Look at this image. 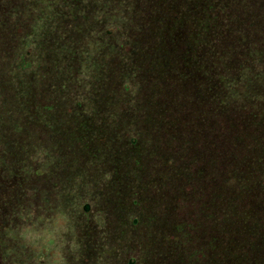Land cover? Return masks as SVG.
Returning <instances> with one entry per match:
<instances>
[{"label":"rangeland","instance_id":"1","mask_svg":"<svg viewBox=\"0 0 264 264\" xmlns=\"http://www.w3.org/2000/svg\"><path fill=\"white\" fill-rule=\"evenodd\" d=\"M141 1L130 5L129 0H30L27 9L22 6V0H0L2 4L8 3L13 27L10 30L0 27L3 32L0 35V154L9 150L20 165L16 177H12L14 166L3 165L0 160V176L7 180L15 178L16 182L24 179L26 192L34 187L36 190L30 191L29 200L40 203L46 214L56 204L54 214L58 216L53 226L40 224V219L31 221L37 212L29 216L34 211L25 212L27 215L22 210L15 213L0 203V216L8 211L10 214L6 219L0 217V231L5 226L13 230L11 234L7 231L0 235V264H40L46 252H55L50 259L57 260L56 264H217L214 229V244L207 242L214 221L207 217L208 207L203 197L207 192L199 180L206 166L214 167L212 151L216 146L218 113H215V99L204 100V90L208 92L211 85L206 80L199 82L194 76L197 67L190 61L192 53L186 52L187 39L197 35L185 15L191 0ZM197 1L201 0H196V4ZM135 11L139 19L130 16ZM138 20L143 29L131 23ZM176 20L183 25L173 31ZM77 24L84 27L83 34L77 33ZM60 26L67 36L58 31ZM111 31L117 37L115 41L106 35ZM18 33L24 34V44ZM244 33L239 34L240 49L245 45L242 36L255 38L252 33ZM109 42L111 50L120 47L122 51L101 50ZM168 53L173 69L166 74L165 66L158 65V71H153L151 62L156 64ZM248 55H252L247 58L250 64L258 66L264 74V50L262 59L259 53L248 52ZM22 58L26 70L19 68ZM100 72L110 75L106 87V82L96 80L95 75ZM261 75H250L251 83L247 82L245 88L237 84V88L245 92L241 96V111L246 115L250 134L259 132L264 141V75ZM126 83L128 87H124ZM111 89L115 95L105 96L110 114L116 116L119 110H124L135 118L134 109L142 103L144 109L158 113L160 128L143 130L137 121L132 123L131 116L121 127L117 123L111 126L109 120L102 121L105 115L95 117L91 108L101 110L102 100L97 98L104 90L106 93ZM78 103L83 110L78 108ZM171 115L178 126H170ZM162 128L165 131H159ZM153 131L159 133L155 135ZM131 138L133 150L126 146ZM42 140L47 154L59 158L62 153L60 158L66 159L67 164L59 163L57 170L46 164L48 158L41 147ZM110 144L112 149L108 147ZM98 147L103 154L101 161L94 158ZM106 148L112 150L110 155L105 154ZM122 150L126 151L121 160L117 154ZM74 159L88 161L74 167ZM65 167L69 174L75 168L81 167V171L86 168L83 183L78 179L80 186L73 187L70 179L66 180ZM59 176L64 179L60 180ZM63 181L65 191L74 195L71 200L76 199L60 207L64 202L60 200L58 187ZM13 188L9 184L8 189ZM196 189L197 196L193 199L191 192ZM44 192L51 199L50 205L44 202ZM261 192L259 197L263 200L264 191ZM254 194L255 190L248 200L252 215L257 214L259 205L258 191ZM23 196L25 205L24 191ZM104 204L114 208L110 211L114 215L122 210L128 212L118 223L115 219L119 218L108 219L105 233L98 228L105 218L101 221L93 215L104 210ZM61 211L71 214L60 215ZM243 222V217L239 223L234 219L237 228L244 227ZM244 230L239 229L242 238L247 234ZM51 244L55 246L48 251ZM250 244L246 245L251 256L247 264H256L259 258L264 264V230ZM13 247L15 250H9ZM57 253H61L60 258L55 257Z\"/></svg>","mask_w":264,"mask_h":264},{"label":"trees","instance_id":"2","mask_svg":"<svg viewBox=\"0 0 264 264\" xmlns=\"http://www.w3.org/2000/svg\"><path fill=\"white\" fill-rule=\"evenodd\" d=\"M129 1L131 3L130 5H134V2H142L141 0ZM28 2H30V0H22V6H27L28 9ZM0 4V27L2 26L5 30H10L11 28L13 29L12 20L8 11V3ZM131 7L132 6H130V8ZM124 12H126V10H124ZM16 13L20 14L18 10L16 11ZM18 14L14 15L17 16ZM185 15L186 19H188V21L192 24L191 30L197 33L195 37L190 36L187 39L186 44V52L192 53L193 55V57H191L192 59L190 58V61L197 67V74H194V76H197L199 82L206 80V84L211 85L208 88V92L207 89L204 90L203 96L206 102L210 101V98L216 100L215 113H218V123L215 131L217 137H215L214 141V145H216V148L213 147L212 151V154L214 156L213 160L215 161L214 167L212 168L210 166H206V168H204V173L201 174V180H199L200 183L204 184L205 191L207 192L206 195L203 196L205 205L208 207L207 217L208 219L212 218V220L214 221L213 228H211L210 236L207 242L209 241L208 244L212 242L214 244V229L216 233V252L214 255L216 263L247 264V261H250L249 257L251 256L248 253V248L246 245L248 244L251 246L250 242L255 243V241H257L261 237V234H263L264 230V199L262 200L261 197H259V194L262 193L261 191H264V141L259 132H257L256 135H252L249 132L250 126L247 123L246 119H244L246 115H244V111H241V96L245 95V92L243 91V89L237 88V84H241V87L245 88L247 82L251 83V80L248 78L250 75H264L263 70L258 68V66L256 65L252 66L247 59L248 57L252 58V55H248V52H254L255 54L259 53V57L260 59H262L261 55L264 50V0H201L199 2L197 1V4L196 0H191L190 5L185 11ZM130 16H135V18H138L139 13L137 15L135 11ZM86 23L88 24L89 22L86 21ZM131 23L138 24L139 27L143 29L141 23H139V20ZM182 25L183 22L176 20L172 24V30L175 31ZM77 26L79 28L77 33L83 34L84 27L80 26L79 24H77ZM94 27H96L95 24ZM187 27H189V25H187L186 28ZM1 31L2 30L0 28V35L3 34V32ZM58 31L64 34V36H67L66 31L61 26ZM241 32H245L244 34L252 33L251 36H254L255 38L250 39L247 36H242L244 37L243 39L245 45L240 49L239 45L241 43V40L239 34ZM23 35V33L17 34L22 44H24ZM106 35L110 38L109 40L115 41L117 38L114 37V31L108 32L106 33ZM0 38L2 37L0 36ZM169 41L171 42V40ZM109 44L110 42L108 43L107 48L103 47L101 48V50H104L107 53L122 51V48L120 47L116 50H111V46H109ZM10 47L11 46L7 44V49H10ZM61 50L66 49L62 48ZM9 52L13 51L10 50ZM27 56L29 57L30 55L27 54ZM188 60L189 58H187V61ZM25 62V59H23L22 66L21 64L19 66L21 70H26ZM158 65L163 67L165 66L163 68V71L166 69V74L169 73L170 69H173V67H171L169 53L167 55H164L162 59L159 60V62H157L156 64L151 62L153 71H158V69L160 68ZM116 70L117 68H115V75L118 76ZM104 71L105 70L101 72ZM101 72L95 75L97 76L96 80H102V83L110 81V75H104ZM87 74L91 75L89 71H87ZM166 74L163 72V76L165 78H167ZM187 75L188 74L183 73V76L187 77ZM127 85L128 83H126V86L124 87H128ZM106 86L107 82L105 84V87ZM106 89H109V87L105 88V90ZM113 90L114 89H111V91L101 93L100 98H97L98 95L96 96V98L102 100V102L101 110H94L91 108V110L96 114L95 117H97L98 115H105V118H103L102 121L107 122L109 120L111 122V126L114 125L113 123H117V125L121 127L122 123H124L128 119V117L131 116L132 123L133 120L134 122L137 121L138 125L143 130H154L156 129V127L160 128L161 125L159 124L160 118H158V113H156L155 110L153 113L149 112L150 109H144L142 103H140L139 106L134 109V115H136L135 118L134 116H132L133 113L129 115L130 112L128 114L127 112H123L124 110H119L116 116L110 114L109 111H107L108 107H106L107 100H105V96H110L109 93L115 95ZM209 90H212V94ZM102 95L104 97H102ZM156 105L160 106L161 102L156 103ZM77 106L81 109L80 103H78ZM48 109L46 108V110ZM81 110H79V114ZM233 114H235L234 119H232ZM108 116L110 118H108ZM111 119H113V121H111ZM176 121L177 120H175L174 115L169 116L170 126H178ZM84 124H87V122ZM80 125L82 126L83 124ZM161 130L165 131L163 128L159 131ZM159 131H153V134L156 135L159 133ZM100 133L103 134L104 132ZM78 134L80 133L78 132ZM119 134L120 133H118V135ZM81 135L83 134L81 133ZM171 136L174 139L176 138L175 134ZM84 137L85 136H83L81 140H83ZM42 141L43 142L41 144V147L46 150V158H48L46 164L55 168V170L59 168V163H61L62 165L67 164L66 159L60 158V155L62 153L58 155L59 158H55V154H47L49 151L47 150V146L43 144L45 143V140ZM133 141L132 138L130 142H128L127 140L126 146L128 144L131 147L130 150H133ZM109 143L110 142H108V144ZM44 146L46 147V149L44 148ZM108 147H110L109 149H112L111 144ZM109 149L106 148L107 151L104 150L105 154L110 155V151L112 150ZM125 151L126 150H122L120 154L116 153L118 155V158L122 160V158L125 157ZM97 157L100 161L103 159L102 150H100L99 147L96 149V156L94 158L97 159ZM0 160L2 161L3 165L4 163H7L11 166H14V175L11 174V176L16 177L18 172L17 166L20 168V165L12 156V153L9 152V150L4 151L2 154H0ZM62 160L64 162H62ZM87 161L88 160L79 162L74 159L72 165L74 167H78V165H83V163H86ZM256 162H259L261 164ZM84 169L86 170V168ZM91 169L93 170V167H91ZM64 171L68 175L66 180L70 179L73 187L80 186V182H78V179L80 178L81 183H83V178L85 177H83L84 171H81V167L75 168V170H73L71 174H69L68 168L66 167L64 168ZM54 174L55 172H53V174L51 173L50 175L53 176ZM63 175L66 174H62V176ZM62 176H59L60 180H62ZM3 177L0 176V203L3 207L13 209L15 210L13 211L15 213L17 210H22L21 212H24L25 215H27L31 211H34L29 213L28 216L37 212L35 215L31 216V221L35 222V218H37L38 220H42L40 224L45 223L46 225L53 226L56 219L58 218V216L54 214V211L57 209L56 204H54L52 210L49 212L47 211L46 214L44 212V207L40 203L35 204L29 200L32 198V193H30V191H33L35 189L34 186V189L31 188L29 189V192H26L24 187L26 182L24 179H20V181L16 182L15 178L7 180L5 177ZM251 177H253L254 181L253 179L250 181ZM9 184L14 185L12 191L8 189ZM59 184L60 186L58 187V189L60 193H58V195L60 197V200L63 199L64 202L60 205L61 207L68 205L66 202L71 200V195L73 194L72 192L69 193L65 191V181ZM28 187L32 186L28 185ZM78 189L79 187L76 188V190ZM254 190V195H256L258 191L257 197L259 199V205L256 206V215H252L251 207H248L249 196ZM23 191L25 194V205ZM196 192L197 189L191 192L193 199H195L197 196ZM44 194V202H47V204L50 205L51 199L47 196L46 192H44ZM120 195L124 196V191L120 193ZM75 199L76 198H73V201L71 200V202H74ZM198 199H201V197H199ZM103 206L105 208L104 210L100 209V213H95L93 215L95 218L100 219L101 221L102 218H105V220L101 223V227L97 226L98 228H100V231L105 233V226L108 225V219L113 220L112 218H119L115 219L118 223L119 220H121L120 217L127 215L128 212L122 210L121 213H119L120 215H114L110 212L111 210H114L111 205L107 206V204H104ZM25 212H27V214ZM6 213L8 216L2 214L0 217H4V219L8 218L10 215L9 211ZM64 213L66 214V216L68 214H71V212L66 213V211H61L60 215H64ZM242 217L244 218V227L239 225L237 228L234 223V219H236V221L239 223ZM9 221L12 222L10 218ZM243 228H245L244 232H247L246 235H242L244 238L241 237ZM255 228L257 229V232ZM239 229H242V231L240 232ZM51 230L54 231V227ZM7 231L9 234L13 232V230L10 231V229L5 226L3 230L0 231V235ZM211 234L213 236H211ZM53 246H55V244L47 246L48 251L51 250ZM57 249H61L60 245L57 247ZM9 250H15V248L13 247ZM53 254H55V252ZM53 254H51L50 252H46V257L41 258L39 263L47 264L49 261H51L52 263L50 264H56L57 260L53 262L52 259H50L52 258ZM60 255L61 253H57L55 257L60 258ZM262 262V258H259L258 261L255 260L256 264H261Z\"/></svg>","mask_w":264,"mask_h":264}]
</instances>
